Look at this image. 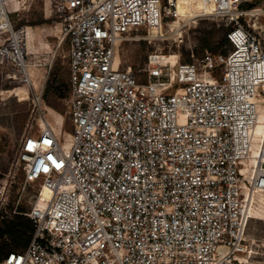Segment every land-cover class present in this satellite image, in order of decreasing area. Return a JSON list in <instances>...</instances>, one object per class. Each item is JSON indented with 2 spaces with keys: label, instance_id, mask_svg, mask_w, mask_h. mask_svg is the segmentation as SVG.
Masks as SVG:
<instances>
[{
  "label": "built area",
  "instance_id": "built-area-1",
  "mask_svg": "<svg viewBox=\"0 0 264 264\" xmlns=\"http://www.w3.org/2000/svg\"><path fill=\"white\" fill-rule=\"evenodd\" d=\"M247 1L205 0L200 12L233 25L227 52L191 62L150 53L142 82L116 61L119 45L134 29L162 34L177 0H49L69 42L66 132L48 121L44 83L32 84L36 26L18 27L0 0V77L30 87L43 125L16 156L25 182L42 180L26 212L35 230L0 264H247L264 194V36L249 21L262 10Z\"/></svg>",
  "mask_w": 264,
  "mask_h": 264
},
{
  "label": "rangeland",
  "instance_id": "rangeland-1",
  "mask_svg": "<svg viewBox=\"0 0 264 264\" xmlns=\"http://www.w3.org/2000/svg\"><path fill=\"white\" fill-rule=\"evenodd\" d=\"M45 1L10 0V6L17 9L11 16L18 27L31 24L40 31V35L37 34L36 46L42 53L41 64L32 71L35 87H40L43 83L45 85L54 67L57 69L58 77L62 80L69 82L70 74L67 54L68 39L60 42L61 26L53 17L48 16L50 2L46 4ZM189 1L192 5L196 2V0ZM246 3H253V5L244 6L245 8L256 7L262 10L260 14L251 16L249 21L264 36V0H250ZM182 7L183 9L186 7L184 2ZM185 15L183 13L182 17ZM178 18L173 15L167 17L163 24L162 34L156 35L155 32L144 28L132 30L129 37L120 43L117 60H121L123 66H132L139 74L140 81L145 82L147 80L146 63L150 53L176 54L181 62L194 61L206 52L201 48L202 37L213 28L225 26L221 19L200 14L188 16L185 20ZM177 19L180 20L177 23L178 26H172L178 21ZM41 20L47 21L38 24ZM223 48L228 51L231 45L225 44ZM188 57H191V60H188ZM22 87L26 88V93L22 92ZM43 102L48 109L46 112L48 121L54 128L58 130L64 121L63 129L66 132H72V123L68 113V97L54 98L51 94L48 99H43ZM49 103H55L57 108L50 106ZM38 117L39 112L33 102L30 87L0 77V187L5 179H8L7 196L1 211V218L11 217L14 211L20 209L29 211L37 200V192L42 180L25 182L24 171L16 164V156L24 136L30 130L34 134L39 132ZM256 205L253 207L252 219L246 233L248 252L244 254V257L247 264H264V194L258 196ZM9 243L14 245L11 240Z\"/></svg>",
  "mask_w": 264,
  "mask_h": 264
},
{
  "label": "trees",
  "instance_id": "trees-1",
  "mask_svg": "<svg viewBox=\"0 0 264 264\" xmlns=\"http://www.w3.org/2000/svg\"><path fill=\"white\" fill-rule=\"evenodd\" d=\"M253 3H246L244 6H252ZM47 20L38 21L42 24ZM233 28V25H221L219 28H213L202 37L201 48L203 51L212 53H225L227 50L223 48L225 44H230L228 32ZM191 60V57L187 58ZM57 69L54 67L45 83L42 98L48 99L52 94L54 98H66L69 96L71 85L70 82L62 80L57 75ZM50 106L57 108L55 103H49ZM27 210L20 209L14 212L11 217H2L0 219V261L5 255L12 250L25 248L34 233L35 225L33 220L26 214ZM13 241L11 245L9 241Z\"/></svg>",
  "mask_w": 264,
  "mask_h": 264
},
{
  "label": "bare ground",
  "instance_id": "bare-ground-1",
  "mask_svg": "<svg viewBox=\"0 0 264 264\" xmlns=\"http://www.w3.org/2000/svg\"><path fill=\"white\" fill-rule=\"evenodd\" d=\"M46 2V4H48L49 3V0H46L45 1ZM183 2L186 4V7H185V9H183V7H182V4H183ZM195 8H197V10H194ZM203 8H205V0H196V2H194V4L192 5L191 4V2L189 1V0H177V11H178V17L180 18V19H186V18H188V16L189 17H192V16H194V15H198V14H200V12L203 10ZM183 13H185L186 15H185V17H182V14ZM178 18V19H179ZM177 19V20H178ZM179 21L180 20H178L176 23H173L172 24V26H174V27H176V25H177V23H179ZM178 26V25H177ZM36 31H38L37 29H32V28H28V35H29V45L30 46H35V47H37L36 46V39H37V35H36ZM43 31V30H42ZM154 32H159V30H154ZM41 44V43H40ZM118 55V54H117ZM117 55H116V61H119V60H117ZM163 56V58L165 59V61H170V62H175L176 60H177V55L176 54H170V55H165V54H162ZM31 71H33V69H31ZM32 73V72H31ZM33 84V83H32ZM24 86H26V85H24ZM23 89H22V92L23 93H26L27 92V90H26V88L25 87H22ZM264 113V112H263ZM263 113L261 114V117H260V121H259V123H258V125H257V127H256V134H257V136L258 135H261L262 133H264V116H262L263 115ZM51 125H52V123L51 122H49ZM43 124H45V125H47V122L46 121H44V123ZM62 124V123H61ZM53 126V125H52ZM42 127H43V125H40V130H39V132L41 131V129H42ZM54 127V126H53ZM60 129V128H59ZM58 129V130H59ZM38 132V133H39ZM38 133H36V134H38ZM259 137V136H258ZM44 195L46 196V197H50V191L48 190V189H44ZM40 204L41 205H44L45 203L44 202H40Z\"/></svg>",
  "mask_w": 264,
  "mask_h": 264
},
{
  "label": "crops",
  "instance_id": "crops-1",
  "mask_svg": "<svg viewBox=\"0 0 264 264\" xmlns=\"http://www.w3.org/2000/svg\"><path fill=\"white\" fill-rule=\"evenodd\" d=\"M37 34L40 35V31H37L36 35H37ZM38 35H37V36H38Z\"/></svg>",
  "mask_w": 264,
  "mask_h": 264
}]
</instances>
